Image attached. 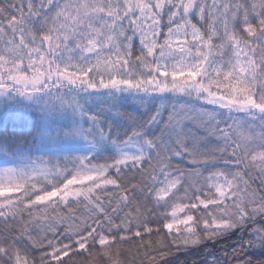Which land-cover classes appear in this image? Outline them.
Instances as JSON below:
<instances>
[{
    "label": "snow or ice",
    "instance_id": "1",
    "mask_svg": "<svg viewBox=\"0 0 264 264\" xmlns=\"http://www.w3.org/2000/svg\"><path fill=\"white\" fill-rule=\"evenodd\" d=\"M0 264H264V0H0Z\"/></svg>",
    "mask_w": 264,
    "mask_h": 264
}]
</instances>
